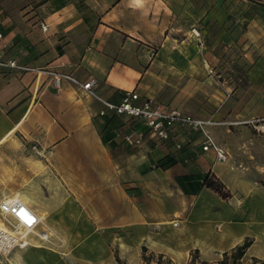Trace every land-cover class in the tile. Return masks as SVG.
<instances>
[{
  "label": "crops",
  "instance_id": "crops-1",
  "mask_svg": "<svg viewBox=\"0 0 264 264\" xmlns=\"http://www.w3.org/2000/svg\"><path fill=\"white\" fill-rule=\"evenodd\" d=\"M191 1L0 0L3 59L36 69L0 68V180L13 188L25 185L16 192L25 197L0 194V199L20 198L42 217L39 228L62 240L59 254L46 250L32 235L29 246L6 256L8 264H117L113 242L100 234L117 231L127 233L115 244L117 256L127 264L142 262V246L178 264L196 250L203 260L217 261L246 237L253 242L243 260H264V220L243 209V201L264 189V120L258 129L262 134L250 125L224 131L211 126L216 143L229 154L222 162L212 149L202 151L197 134H185L180 139L186 143L176 149L178 138L171 135L162 141L140 120L110 111L101 115V101L78 85L52 83L53 73L69 74L82 83L92 80L94 92L104 100L119 102L124 91L136 90L167 109L183 110L178 94L173 96V22L177 10L186 12ZM228 1L208 0L204 31L210 24L226 22L223 7ZM42 23L48 25L45 31ZM259 23L264 20L249 21L244 35L249 41L264 39L263 30L253 27ZM254 50L257 56L246 71L247 90L226 97L213 113L216 119L264 118L256 115L264 111V49L251 46L246 55ZM105 117L119 121L105 129L103 138ZM34 145L47 153L44 159L28 156ZM166 155L177 161L165 170L156 167ZM39 167L57 168L60 174L74 169L73 195L63 193L48 170L42 171L36 186L32 173ZM19 168L25 169L20 182ZM194 170L213 172L232 196L222 199L206 187L197 195L184 194L175 178ZM124 183L137 193L127 194ZM166 184L173 190H166ZM90 232L94 236L85 239ZM73 241L70 255L66 251L72 250ZM19 250L24 253L18 263Z\"/></svg>",
  "mask_w": 264,
  "mask_h": 264
},
{
  "label": "rangeland",
  "instance_id": "rangeland-1",
  "mask_svg": "<svg viewBox=\"0 0 264 264\" xmlns=\"http://www.w3.org/2000/svg\"><path fill=\"white\" fill-rule=\"evenodd\" d=\"M190 5L191 8L186 12L184 10H177L176 21L173 22V37L176 38L173 39V52L175 51L173 54V96L178 94V107L185 112L199 117L212 118L217 122H225L222 125H216L220 129H223V131V127H229L231 129L232 127L240 126L228 125V122L239 119H216L213 117V113L218 105L222 104L226 97H233L239 91L247 90L248 82L246 71L248 66L257 56V52L254 50L255 52L251 56H247L246 52L251 46H254L258 51L264 49V39L249 41L244 35L246 31L248 32L250 30L248 23L251 18L257 17L264 20V15L260 13V6L264 7V0H229L223 7L226 22L220 26L210 24L205 31V24L202 23V20L207 15L206 6L209 5L208 0H192ZM182 12H184L183 15H180ZM253 27L254 30L257 29L259 32L263 30L264 35V24H254ZM256 115H264V111H258ZM259 131L256 132V134H262ZM185 134H187L188 137L197 134L199 139H201L196 131L189 129H175L171 133L172 137L174 136L176 139L178 138V143H180L181 146V143H186V140L180 139H185ZM221 136L226 139L224 134ZM30 148L32 151L28 152V156L32 155L31 157L34 160L44 159L47 155L45 151L41 152L39 148L35 147V145ZM228 158L229 154L227 159L222 162L227 161ZM47 159L51 160V157L48 156ZM236 166L245 172L249 170L242 165ZM232 169H234V167ZM16 170V173L18 174L17 180L20 182L19 180L22 171H25V169L19 168ZM47 170L50 172L51 176H54L55 181H59L58 185L59 188L62 189L61 191L72 196L74 191L72 184L74 182V169L66 168L65 171L60 174L58 173L57 168H35L34 173L32 174L36 186L37 179L42 171ZM263 182H261V184ZM58 185H56V189L58 188ZM24 187V184L17 183L13 188L0 180V194L8 195L9 197H13L16 192L24 190ZM165 187L166 190H173L169 184H166ZM86 191L84 193H88ZM257 192L259 191H256L255 194H253L251 198L246 199L245 202L243 201V209L246 212L250 210V216L259 220H264V189L261 194ZM16 195L25 197L19 193H16ZM239 215H241V211ZM94 234L95 233L91 232L87 233L85 239L90 240ZM100 234L104 241L108 240L113 242V247L111 248L114 254L118 255L115 244L117 242H122L123 236H126L127 233L117 231ZM41 243L46 250L56 252L57 248L62 245V240L57 235L51 233L49 241H43ZM108 244H110V242H108ZM74 245H76L75 241L70 245L72 250L66 251V253L71 255L73 253V248L75 250ZM23 253V250L17 251L19 257L15 260L18 263L21 259L23 260ZM148 253L150 252L148 251ZM157 255L158 254H154L150 257V264H155ZM166 258L169 257L165 256V258L161 260L162 264H166ZM222 258L223 253H221L220 258L217 261H206L201 258L196 250L191 251L187 260L180 264H219V261ZM257 259V261H254L253 257L248 258L247 260H243L242 258L239 262L233 263H231L232 259H229L228 264H264L263 259ZM172 262L173 264H178L174 261ZM4 263L8 264V261L6 262L5 259ZM117 264L127 263L120 260ZM139 264H143V261Z\"/></svg>",
  "mask_w": 264,
  "mask_h": 264
},
{
  "label": "built area",
  "instance_id": "built-area-1",
  "mask_svg": "<svg viewBox=\"0 0 264 264\" xmlns=\"http://www.w3.org/2000/svg\"><path fill=\"white\" fill-rule=\"evenodd\" d=\"M48 25L41 24L43 31ZM5 47L4 36L0 33V50ZM0 68H8L18 72L36 71L26 64L19 63L15 59H3L0 53ZM62 80L78 85L85 94L101 101L104 108L100 111L104 115L107 111L118 115L140 120L149 129L152 136L162 141H168L175 129H189L196 131L201 137L202 151L213 150L219 161L228 157L224 147L217 144L209 130L211 126L222 125L225 122L215 121L212 118L199 117L187 113L178 108H165L149 97H142L136 90L124 91L119 102H112L99 98L93 90V81L80 82L69 74H52V83L58 87ZM263 117L239 119L228 122V125H250L256 130L261 129L259 124ZM259 131V130H258ZM178 149L180 143L176 144ZM42 223L41 216L19 198L0 199V264H4L8 256L15 248H25L31 244L30 237L37 236L41 241H49V230L39 228ZM173 225H177L176 221Z\"/></svg>",
  "mask_w": 264,
  "mask_h": 264
},
{
  "label": "trees",
  "instance_id": "trees-1",
  "mask_svg": "<svg viewBox=\"0 0 264 264\" xmlns=\"http://www.w3.org/2000/svg\"><path fill=\"white\" fill-rule=\"evenodd\" d=\"M116 121H119L118 119L115 120L114 117H105L103 119V123L101 124V135L104 138V131L107 129V127L112 128L117 126ZM122 124V122H121ZM190 154H186V158H190L191 162H193V157L189 156ZM177 161V157L173 155H166L160 160L155 162V166L159 167L163 170L169 168ZM177 184L181 188L182 192L186 195H197L202 188L206 187L211 190H213L215 193H217L222 199H229L232 196V193L229 189L225 186V184L215 176V174L211 171L208 172H201L199 170H194L188 174L184 175H178L175 178ZM123 188L125 192L129 195H135L137 193L135 187L131 186L128 183L123 184ZM253 239L251 237H246L242 243L237 244L236 246L232 247L229 251L223 252V258L219 261V264H228L229 259H232L231 263L233 262H239L246 250L249 248V246L252 244ZM142 254L141 258L143 261V264H150L151 260L150 257H152L154 254L152 252L148 253V249L145 246H142ZM165 258L163 254L157 255V260L155 261V264H162V259ZM115 259L117 263L120 262L119 257L116 255ZM166 264H173L171 259L166 258ZM254 261H257L258 259L256 257H253ZM205 264V263H202Z\"/></svg>",
  "mask_w": 264,
  "mask_h": 264
},
{
  "label": "bare ground",
  "instance_id": "bare-ground-1",
  "mask_svg": "<svg viewBox=\"0 0 264 264\" xmlns=\"http://www.w3.org/2000/svg\"><path fill=\"white\" fill-rule=\"evenodd\" d=\"M18 198V197H17ZM20 199V198H19ZM41 219H42V217H41ZM42 221H43V219H42ZM52 232L49 230V235L51 234Z\"/></svg>",
  "mask_w": 264,
  "mask_h": 264
}]
</instances>
